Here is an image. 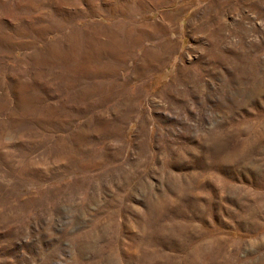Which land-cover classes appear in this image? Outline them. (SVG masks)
I'll use <instances>...</instances> for the list:
<instances>
[{"label": "rangeland", "instance_id": "obj_1", "mask_svg": "<svg viewBox=\"0 0 264 264\" xmlns=\"http://www.w3.org/2000/svg\"><path fill=\"white\" fill-rule=\"evenodd\" d=\"M0 264H264V0H0Z\"/></svg>", "mask_w": 264, "mask_h": 264}]
</instances>
